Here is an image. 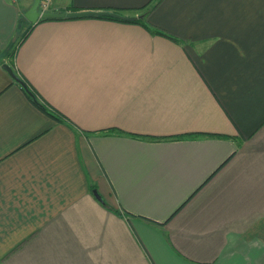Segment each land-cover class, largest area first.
<instances>
[{"label": "crops", "instance_id": "crops-1", "mask_svg": "<svg viewBox=\"0 0 264 264\" xmlns=\"http://www.w3.org/2000/svg\"><path fill=\"white\" fill-rule=\"evenodd\" d=\"M33 2L0 0V264H264V0L51 10L177 39L91 16L25 36Z\"/></svg>", "mask_w": 264, "mask_h": 264}, {"label": "water", "instance_id": "water-1", "mask_svg": "<svg viewBox=\"0 0 264 264\" xmlns=\"http://www.w3.org/2000/svg\"><path fill=\"white\" fill-rule=\"evenodd\" d=\"M41 0H34L30 9L26 12L25 16L31 23H36L38 20L46 18V19H63V18H81V17H90L95 15H110L113 17L121 18L123 20H129L130 17L123 16L116 12H107V11H93V10H82V11H69V12H51V11H41L40 10ZM3 68H5L10 75L20 83L25 89H29L27 83L16 74L13 67L9 64H3ZM97 197L102 200L101 196L97 194Z\"/></svg>", "mask_w": 264, "mask_h": 264}, {"label": "trees", "instance_id": "trees-1", "mask_svg": "<svg viewBox=\"0 0 264 264\" xmlns=\"http://www.w3.org/2000/svg\"><path fill=\"white\" fill-rule=\"evenodd\" d=\"M152 4V3H151ZM151 4H147L145 5L144 7H142L143 9H146L150 7ZM91 17H94V18H100V19H110V20H118V21H131V22H137L141 25H143L144 27H146L147 29L149 30H154L155 32H158L160 34H163V35H167L171 38H175L174 36H171V35H168L166 34L164 31L162 30H159V29H152L150 28V26L147 25L146 22L142 21V19H130V20H123L121 18H117V17H113V16H110V15H95V16H91ZM63 19H73V18H63ZM41 21H45V20H50V19H46V18H43V19H40ZM35 24H33L26 32L25 36L27 35V33H30V31L32 30V28L34 27ZM177 39V38H175ZM29 89H25V91L27 92V94L29 95V97L36 103L38 104V106H40L42 108V110L44 112H46L47 114H49L50 116L56 118L57 120H60V121H65V116L61 114H59V112L57 113L56 111L54 110H51L50 108H48L47 106H45L44 104H41V102L37 99V92L36 90H34L33 87H30L28 85Z\"/></svg>", "mask_w": 264, "mask_h": 264}, {"label": "built area", "instance_id": "built-area-1", "mask_svg": "<svg viewBox=\"0 0 264 264\" xmlns=\"http://www.w3.org/2000/svg\"><path fill=\"white\" fill-rule=\"evenodd\" d=\"M54 3H55V0H41L40 10L44 12L51 11Z\"/></svg>", "mask_w": 264, "mask_h": 264}, {"label": "rangeland", "instance_id": "rangeland-1", "mask_svg": "<svg viewBox=\"0 0 264 264\" xmlns=\"http://www.w3.org/2000/svg\"><path fill=\"white\" fill-rule=\"evenodd\" d=\"M54 7V5L52 6V8Z\"/></svg>", "mask_w": 264, "mask_h": 264}]
</instances>
